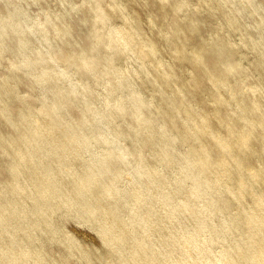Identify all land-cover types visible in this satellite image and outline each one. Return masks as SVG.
<instances>
[{"label":"bare ground","instance_id":"1","mask_svg":"<svg viewBox=\"0 0 264 264\" xmlns=\"http://www.w3.org/2000/svg\"><path fill=\"white\" fill-rule=\"evenodd\" d=\"M35 1L0 0V264H264V0Z\"/></svg>","mask_w":264,"mask_h":264},{"label":"rangeland","instance_id":"2","mask_svg":"<svg viewBox=\"0 0 264 264\" xmlns=\"http://www.w3.org/2000/svg\"><path fill=\"white\" fill-rule=\"evenodd\" d=\"M47 1L48 0H36L34 3H38V4H34V5H32V14H36V12H38V9H39V7L42 5L43 7H45V6H49V7H51L52 8V10H56V9H58L63 3H64V1H67V0H52V3L51 4H48L47 3ZM75 3H81V4H83L84 3V1L82 2L81 0H73ZM194 0H191L190 2H193ZM80 3H79V5H80ZM131 3L129 2V5H130ZM132 6L133 5H135V4H133V2H132V4H131ZM110 8H111V10H109V11H111V12H113V10H112V5H108ZM189 7H191L190 6V4H189ZM109 8V9H110ZM192 11V14L194 15V13H195V15L194 16H196L197 18L199 17V19H202V18H204L205 17V14L202 12V11H198V12H196V11H194V10H191ZM114 13V12H113ZM55 21L56 22H60L61 21V17H57L56 19H55ZM88 21V19L87 20H85V22H87ZM90 22V21H89ZM82 25H83V21H82V23H81ZM203 24H204V22H202L200 25H199V31L198 32H195V33H192V34H190L189 35V37L190 38H192L193 40H195V39H198L200 36V34H202L203 33V29H204V26H203ZM73 25H76V27H80L79 26V24L78 23H74ZM81 25V26H82ZM169 37H172L171 35L169 36ZM142 56H143V54H142ZM27 96V95H26ZM65 226H66V228L69 230V231H71L74 235H75V237L80 241V242H83V243H89V244H91V245H93V246H96V247H98V240H97V238H96V236L94 235V232L92 231V229L91 228H89L88 226H86L85 224H82V223H76V222H74V221H72V220H66L65 221ZM100 245V244H99Z\"/></svg>","mask_w":264,"mask_h":264}]
</instances>
